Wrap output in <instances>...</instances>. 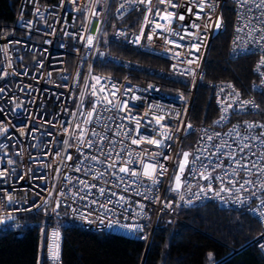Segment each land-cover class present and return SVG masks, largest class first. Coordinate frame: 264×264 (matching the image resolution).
I'll list each match as a JSON object with an SVG mask.
<instances>
[{"label": "built area", "instance_id": "1", "mask_svg": "<svg viewBox=\"0 0 264 264\" xmlns=\"http://www.w3.org/2000/svg\"><path fill=\"white\" fill-rule=\"evenodd\" d=\"M248 3L251 7L252 0H248ZM121 4L124 5L123 8ZM171 4L178 6L172 8ZM214 4L210 11L205 4V11L201 13V18L197 19L192 15L198 11L196 0H165L164 3L160 0H144V3H138L136 0L132 3L128 0H78V3H73V0H20L13 21L0 31V73H7L0 75V88L5 89L0 93V108L4 109L0 112V127L8 129L6 135H0L2 145L0 157L15 161V164L0 161V167L9 171L13 167L17 169L10 179L0 181V196L10 193L15 201L13 204H7L6 200L0 203V221H3L0 223V230L20 228L24 223L39 226L41 230L39 264H53L47 250L42 246L50 242L48 237L52 230L57 228L61 234L59 264H64V232L62 224L59 223L60 219L73 220L84 229L95 232L115 233L143 241L147 251L162 215L186 222L180 211H177L178 208L188 209L206 203H215L254 217L260 223L261 229L253 242L264 254V223L260 222L257 212L250 210L260 208L264 211L259 200L249 197L248 191H237L235 187L230 192L224 191L217 195L221 187H226L219 182L213 183L214 191H207V181L199 179L198 175L193 179L189 170L193 168V156L206 155L203 150L211 148L213 142L231 144L232 139L228 134L234 128L244 125L245 122L264 124V75H261L264 74L262 66L264 49L253 42L252 36L245 35L244 32L238 34L235 31L244 27L250 20L255 24L256 19L253 17L259 18L260 10L251 7L249 11L248 7H241L236 0H214ZM227 4L232 8L234 20L230 56L232 59L254 56V78L246 83L229 78L210 82L217 116L212 124H198L191 121L190 115L196 95L205 81L212 42L216 34L225 28L224 7ZM113 5V13L117 19L134 13L137 15L133 17L136 20L134 28L128 24H117L111 33V40L163 60L166 63L165 71L168 78L154 79L149 75L133 77L130 72L124 76H116L104 71L105 65L111 64L115 67L121 62L120 58L101 42ZM157 12L159 15H156ZM166 12L184 15L185 19L178 22L166 21L163 19ZM93 13L99 15L94 16ZM209 16L212 23L207 19ZM217 16L223 17L218 30L215 28ZM193 21L200 24L201 28L198 30L188 27L187 31L193 33L192 36L180 40L178 36L173 35L174 32L183 35L185 26ZM156 24L160 27L157 28ZM205 24L209 25L206 30L203 28ZM197 34L204 37L199 52L192 48L193 44L201 43L196 38ZM237 35L241 37L238 43L248 49L239 56L234 55L236 44L233 41ZM148 36H152V39H147ZM88 37L93 38L94 46L85 43ZM171 40H175L176 43H170ZM17 41L19 43H16ZM177 44L183 46L178 47ZM96 77H99L100 84L106 86L105 94L109 99L116 102L127 101V105L120 111L104 113V116L111 118L106 122L112 131L102 132L100 127L85 123L87 113L93 107L92 101L101 97L99 92L95 97L92 95L90 85L96 84ZM113 85L115 87H112ZM99 86L97 85V88ZM112 92H116L114 97L111 95ZM242 101L254 102L259 107L252 109L249 106L247 110L241 111L237 105ZM228 104L233 107L225 113L224 108ZM18 105L22 107H17ZM14 108L16 114H13ZM81 109L83 116L79 114ZM97 109L103 111L99 105ZM222 115L226 118L216 123L220 121ZM76 123H79V128L75 130V135L79 136L80 128H83L85 141L92 130L101 132L102 135L106 132L116 144L115 152L126 149L132 153L131 158L137 160V163L132 164L131 168L137 169L138 175H142L143 172L140 162H157L155 176H158L161 165L166 169L163 176H158L159 183L147 193L149 199L144 200L142 196L135 194L137 190L144 193L145 188L151 183L147 177H142L140 183L144 185L143 187L134 186L128 193H122L127 198V203L131 204V208L125 213L117 206V215L109 214L103 223L100 222L101 217L95 214V210L85 208L83 203L79 204L80 212H91L89 218L83 219L81 214H74L71 209L78 205L70 200L66 202L70 207L62 206L57 210L59 215L51 212V201L54 197L49 193L52 191L54 175L57 176L55 180L57 189L63 186L64 172L71 175L73 180L80 177L86 182H93L91 176L77 173L73 167H80L79 161L84 158L81 152L77 151L80 145L69 140L73 135L71 125ZM117 125L123 127L117 128ZM188 125L191 127H187ZM65 128L68 129L67 132L64 131ZM130 129L134 131L129 132ZM260 131L256 128L252 135L257 136ZM116 132L121 134L117 136ZM216 133L221 134L218 140ZM166 135L172 138L162 139ZM207 136H213V140H207ZM133 137L139 141L138 144H131ZM191 137L193 138L190 139ZM149 139L160 140L161 146L149 144ZM64 141L69 143L65 144ZM184 144L187 146L184 147ZM255 149L257 153L264 154V144H256ZM45 152L48 153L47 156L44 155ZM83 152L85 155L97 154L95 149L87 147ZM16 153L21 155L17 156ZM183 153H189V165L180 172L179 164L183 162ZM122 155L125 160L129 159L126 154ZM30 156L40 158L43 164L48 166L44 167L30 160ZM65 156H70V159L64 161ZM216 159L215 155L211 156L212 163H215ZM204 163L207 165L208 162ZM224 163L227 165L230 161L225 159ZM194 167L199 168V163ZM57 168L60 169L59 173L56 172ZM99 171H102V166L98 165L97 172ZM228 171L231 172L232 169L229 168ZM21 172L24 173L23 179H17ZM208 173L218 174L212 172L211 168L208 169ZM31 175L36 178L30 179ZM177 175L181 177L179 181L181 187L178 191H172L170 189L175 188L177 181L174 178ZM41 176H45V179H41ZM249 178L256 181L255 190L259 194L258 185L264 182V177L256 175L249 177L246 172L240 174L241 180ZM201 187L205 188L206 194L201 192ZM46 188L49 191H44ZM181 196L183 200L180 199ZM237 197L247 202L238 203ZM45 198L50 202L45 206L49 208L47 213L33 208V204H43ZM137 202L144 205L143 209L138 207ZM168 203L171 207L164 206ZM9 215L14 219L5 223ZM137 225L143 227L139 231L134 230Z\"/></svg>", "mask_w": 264, "mask_h": 264}, {"label": "trees", "instance_id": "2", "mask_svg": "<svg viewBox=\"0 0 264 264\" xmlns=\"http://www.w3.org/2000/svg\"><path fill=\"white\" fill-rule=\"evenodd\" d=\"M20 0H0V31L13 21ZM108 15L102 35V45L120 58L119 66L105 65L104 71L116 76L128 72L133 77L149 75L154 79L168 78L166 63L138 51L136 48L111 40L117 24L134 28L136 13L117 19ZM224 30L218 32L209 51L205 81L201 84L191 111V121L212 124L217 112L210 84L223 78L248 82L254 78V56L232 59L230 41L233 13L224 7ZM170 79V78H169ZM191 137L190 139H192ZM187 144H184L186 147ZM186 222L162 215L154 237L146 251L143 241L115 233L84 229L68 220L64 232V264H264V254L253 242L260 223L251 215L227 209L215 203L181 209ZM41 230L24 223L20 228L0 230V264H39ZM212 254V258H209Z\"/></svg>", "mask_w": 264, "mask_h": 264}, {"label": "snow or ice", "instance_id": "3", "mask_svg": "<svg viewBox=\"0 0 264 264\" xmlns=\"http://www.w3.org/2000/svg\"><path fill=\"white\" fill-rule=\"evenodd\" d=\"M129 3H132L133 0H128ZM138 3H144V0H136ZM161 3H164L165 0H160ZM73 3H78V0H73ZM236 3H239L241 7H248L249 11H251V7H255L260 10L259 18L253 17L256 19V23L253 24L251 20L248 24L244 25L242 28H237L235 31L239 34L244 32L245 35L252 36V40L255 43H258L261 49H264V0H252L251 7H249L248 0H236ZM196 4L198 5V11L192 13L197 19L201 18V13L205 11V4L208 5V10L215 6L214 0H196ZM177 4H171L172 8H176ZM124 5L121 4V8ZM149 11L151 9H148ZM188 11H191V7L189 6ZM38 12V10H37ZM94 16H98L99 13H93ZM159 15V12L156 13ZM163 19L169 22H178L183 21L185 19L184 15H177L173 13H165ZM209 23L211 22V17H207ZM223 17L217 16L215 21V28L218 30L222 25ZM208 24L203 25V28L206 30L208 28ZM156 27L159 28L160 25L156 24ZM188 27H193L196 29H200L201 25L193 21L190 25L185 26L183 29L184 34L181 35L179 32H174L173 35L178 36L180 40L185 39L186 36H192L193 33H189L187 31ZM253 33H257L258 35H253ZM196 38L200 40V45L193 44L192 48L199 52L200 47L203 45L204 37L202 35L197 34ZM140 39V36L137 37V40ZM147 39L151 40L152 36H148ZM241 39L239 35H237L236 40L233 43L236 44V49H234V55H241L246 52L248 49L238 43ZM170 43H176L175 40L169 41ZM16 43H19L17 41ZM85 43L88 46H94V40L92 37H88ZM178 47H182L183 45L177 44ZM238 49V51H237ZM190 63L193 61H189ZM264 66V64H262ZM0 75H7V73H0ZM264 75V74H261ZM96 84L90 85L92 88V95L95 97L99 92L101 97L99 99H95L92 101L93 107L92 110L87 113V119L85 123L93 125V127H100L102 132L104 130L112 131L108 123L106 121L110 120V117L104 116V113L109 111H120L123 107L127 105V101L116 102L112 99H109V96L105 94V85L100 84L99 77H96ZM97 85H100L97 88ZM112 87H115L113 85ZM5 91L4 88H0V93ZM111 95L114 97L116 92H112ZM134 99L137 97H133ZM97 105L103 110L98 111ZM252 109H257L259 106L254 102L242 101L237 105V108L241 111L247 110L248 107ZM17 107H22L18 105ZM233 105L228 104L224 108V112L227 113L229 108H232ZM235 110V109H234ZM4 109L0 108V112H3ZM66 111V109H65ZM13 114H16V109H13ZM81 116L84 115L82 109L79 111ZM75 115V114H73ZM95 116V119H93ZM130 117H125L128 119ZM226 116L222 115L220 121L216 123H220L224 120ZM157 123H159V118L157 119ZM73 128V135L69 138V140L74 141L80 147L77 148V151L81 152L84 157L79 161L80 167H74L75 172L84 173L86 176H91L93 182H86L85 179L76 177L73 180L72 176L67 172L63 174V186L60 189L56 188L55 180L57 176H53V185L52 191L49 193L54 197L53 201H51V212L59 215L58 209L62 206L70 207V204L66 203L67 201H71L72 203H76L78 206L76 208H72L71 211L74 214H81L83 219H88L92 214L89 213H81L79 204L83 203V206L88 209H94L95 214L101 217V223H103L104 219L111 215H117V206L123 210V212H127L129 208H131V204L127 203V198L122 193H128L133 189L134 186L143 187L144 185L140 183L142 177H147L151 183L145 188V192L141 193L138 190L136 191V195L142 196L144 200L149 199L147 193L152 191L153 188L159 183L158 176H163L166 169L163 166H160L158 176L154 174L157 173V162L146 163L140 162V168L143 169L142 175H138V171L135 168H131L132 164L137 163V160L132 159V153L127 152L126 149H121L120 152H115L116 144L108 137L107 133L101 134V132H97L92 130L90 135L88 136L87 141L84 139V129L80 128V135H75V130L79 128V123L71 125ZM123 125H117V128H122ZM187 127H191L188 125ZM243 128V131H241ZM256 128H259L261 131L257 136L252 135L253 131ZM7 127H0V135L7 134ZM35 131V130H34ZM65 132L68 131L67 128L64 129ZM134 131V129H130L129 132ZM50 135V133H48ZM121 133L116 132L115 135L119 136ZM232 139V143L229 144L227 142L223 144H219L217 142H213L211 148L204 149L203 151L206 153L204 156L194 155L192 159L193 168H190V172L193 176V179L199 176V179H203L207 181V191H214L213 183L219 182L221 185H226V187H221L217 195L220 192L224 191H232V188H237V191L246 190L248 191L249 197H255L259 200V203L262 208H264V182H262L258 187L260 188L259 194L256 192V181L254 179H240L241 173H248L249 177L254 175L264 177V154H260L256 152L255 145L256 144H264V124H253L245 122L244 125L236 127L232 130L231 133L228 134ZM216 139L218 140L221 136L220 133L215 134ZM172 137L166 135L162 139H171ZM207 140H213V136H207ZM255 142V143H254ZM63 143L67 144L69 141H64ZM139 141L136 138L131 139V144L136 145ZM149 144H154L157 147L161 146L160 140H148ZM34 146V145H33ZM2 147V145H0ZM87 147L88 149H95V155L88 154L85 155L83 149ZM126 154L129 159L125 160L124 155ZM17 156H20V153H16ZM48 155L47 152L44 154ZM59 155V153H56ZM216 156V162L212 163L211 156ZM260 156V159H255V157ZM70 159V156L63 157L64 161ZM164 159H168V157H164ZM227 159L230 161L229 164L225 165L224 160ZM30 160L36 161L41 164V166L47 167L48 165H44L42 160L38 157L30 156ZM0 161H4L6 163L15 164V161L10 158L5 160L4 157H0ZM204 161H207V165H205ZM22 162V161H21ZM196 163H199V168H195ZM102 166V171L97 172V166ZM189 165V153H183V162L179 164V171L183 172L186 167ZM211 168L212 172H216L218 174L211 175L208 173V169ZM231 168L232 171L229 172L228 169ZM151 169V172H149ZM203 169V171H201ZM17 169L13 167L10 171L6 168L0 167V181H4L11 178V175L16 173ZM56 172L59 173L60 169L57 168ZM29 173H31V169H29ZM222 173V174H219ZM24 173L17 177V179H23ZM34 175L30 176V179H35ZM41 179H45V176H41ZM177 183L174 189H170L172 191H178L181 187L179 181L181 177L179 175L174 178ZM246 186H249L246 188ZM95 189V192H93ZM119 190V191H118ZM44 191H49L47 188ZM201 192L205 193V188L201 187ZM103 198V199H101ZM183 200V196L180 197ZM7 201V204H13L15 201L12 198V195L9 193L4 196H0V203L3 201ZM158 200V197H157ZM237 202L244 204L247 201L243 198L237 197ZM255 203V200L252 201ZM190 203V201H189ZM50 202L47 198H45L43 204H33V208L37 210H43L46 213L49 211L46 205H49ZM127 205V206H126ZM138 207L143 209L144 205L140 202H137ZM165 207H171V204H165ZM7 207V205H5ZM31 209H25V211H30ZM102 210V211H101ZM251 211L257 212L260 217V222L264 223V211L260 208L251 209ZM13 211H19V209H13ZM142 213H137V215H141ZM8 219L11 220L13 217L11 215L8 216ZM3 223V221H0ZM143 225H137L134 230L139 231ZM60 231L59 229L52 230L49 239V243L44 244L42 247L47 250L49 258L53 261V264H59V240H60ZM146 239V237H144ZM209 258H212V254H209Z\"/></svg>", "mask_w": 264, "mask_h": 264}, {"label": "rangeland", "instance_id": "4", "mask_svg": "<svg viewBox=\"0 0 264 264\" xmlns=\"http://www.w3.org/2000/svg\"><path fill=\"white\" fill-rule=\"evenodd\" d=\"M182 79H184L185 80V78H182ZM177 211H180V208H178V210ZM66 222V220H63V219H60L59 220V223H61V224H64Z\"/></svg>", "mask_w": 264, "mask_h": 264}, {"label": "water", "instance_id": "5", "mask_svg": "<svg viewBox=\"0 0 264 264\" xmlns=\"http://www.w3.org/2000/svg\"><path fill=\"white\" fill-rule=\"evenodd\" d=\"M13 219H14V218H13ZM11 220H12V219H11ZM8 221H9V219H6V220H5V223H7Z\"/></svg>", "mask_w": 264, "mask_h": 264}]
</instances>
